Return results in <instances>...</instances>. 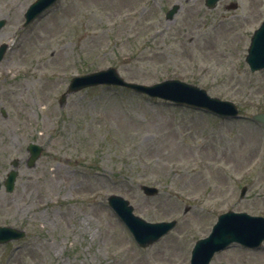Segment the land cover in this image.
<instances>
[{
    "label": "rangeland",
    "instance_id": "374dc122",
    "mask_svg": "<svg viewBox=\"0 0 264 264\" xmlns=\"http://www.w3.org/2000/svg\"><path fill=\"white\" fill-rule=\"evenodd\" d=\"M35 1L0 0V46H10L0 64V182L20 161L14 193L0 191V226L27 233L0 246V264H190L220 215L264 217V128L246 103L264 99V72L244 61L264 0H225L214 10L205 0H60L24 27ZM232 2L238 9L229 11ZM175 4L181 12L168 23ZM111 67L149 86L179 76L235 102L243 118L109 86L59 105L72 78ZM30 143L44 148L34 168ZM143 185L158 194L146 196ZM112 195L147 222L178 226L141 249L110 208ZM211 264H264V244L233 245Z\"/></svg>",
    "mask_w": 264,
    "mask_h": 264
},
{
    "label": "water",
    "instance_id": "95a60500",
    "mask_svg": "<svg viewBox=\"0 0 264 264\" xmlns=\"http://www.w3.org/2000/svg\"><path fill=\"white\" fill-rule=\"evenodd\" d=\"M57 1L58 0H37L30 6L25 15V25L32 23L36 18L40 17ZM219 1L221 0H206V5L208 8L213 9ZM235 8V5L230 6V9ZM179 11L180 5L173 6L167 14V21L172 22ZM5 24V20L0 21V31ZM6 50V44L0 47V62L3 60ZM246 63L249 65L252 72L264 70V22L251 39ZM98 85H117L126 87L152 98H160L173 102L177 106H186L195 110H202L226 119L239 118V111L235 104L229 101H221L220 99L212 98L205 90L197 86L179 80H167L153 86L129 83L121 78L114 68L75 78L71 82L67 93L62 96L60 104L64 105L67 96L88 87ZM252 120L264 125V114L253 116ZM27 150L30 153L27 165L29 168H32L40 159L43 148L32 143L28 146ZM11 165L17 169L19 167V161L15 160ZM18 175L19 172L17 170H12L8 173L4 184L8 193H13ZM1 188L2 184L0 183V190ZM142 189L148 196L157 194V190L154 188L142 187ZM245 192L246 189L243 190L242 197ZM108 201L110 207L128 226L140 247L145 248L156 243L176 227V222L150 224L139 217H135L133 215V207L129 205L128 201L119 196H111ZM24 236L25 232L13 228L0 227V244L18 240ZM263 241L264 218L253 217L246 213L228 212L219 217L209 237L196 243L192 252L191 264H210L216 253L226 250L234 243L241 244L248 248H260Z\"/></svg>",
    "mask_w": 264,
    "mask_h": 264
},
{
    "label": "trees",
    "instance_id": "16d2710c",
    "mask_svg": "<svg viewBox=\"0 0 264 264\" xmlns=\"http://www.w3.org/2000/svg\"><path fill=\"white\" fill-rule=\"evenodd\" d=\"M257 108H258V109H263V108H264V103L259 102Z\"/></svg>",
    "mask_w": 264,
    "mask_h": 264
}]
</instances>
